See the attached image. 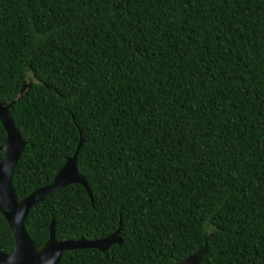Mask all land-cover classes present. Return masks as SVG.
Wrapping results in <instances>:
<instances>
[{
  "label": "trees",
  "instance_id": "obj_1",
  "mask_svg": "<svg viewBox=\"0 0 264 264\" xmlns=\"http://www.w3.org/2000/svg\"><path fill=\"white\" fill-rule=\"evenodd\" d=\"M17 96L18 197L82 138L91 190L34 205L35 244L52 221L57 240L121 228V244L59 264H179L201 249L199 264H264V0H0V102ZM14 244L0 211V251Z\"/></svg>",
  "mask_w": 264,
  "mask_h": 264
},
{
  "label": "water",
  "instance_id": "obj_2",
  "mask_svg": "<svg viewBox=\"0 0 264 264\" xmlns=\"http://www.w3.org/2000/svg\"><path fill=\"white\" fill-rule=\"evenodd\" d=\"M29 85L25 83L20 94H23ZM19 96L8 103L0 102V120L7 132L5 142L0 146V151L4 153V158L0 160V211L7 219L15 238V244L10 252L0 251V264H59L63 253L68 250L97 248L105 251L112 244H121V228L106 237L94 240H57L55 221H52L50 225V237L43 246H37L29 236L25 225L27 216L31 208L46 196L73 183L83 184L90 194L91 190L86 179L77 170L82 138L75 154L67 159L50 184L33 190L23 198L18 197L12 179L25 150L26 141L11 116V109ZM203 255L204 251L201 249L179 264H199Z\"/></svg>",
  "mask_w": 264,
  "mask_h": 264
}]
</instances>
